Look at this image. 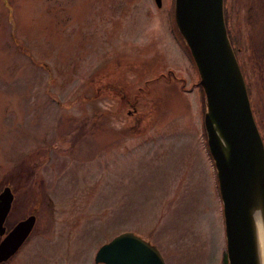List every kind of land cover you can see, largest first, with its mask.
I'll return each mask as SVG.
<instances>
[{"label":"rangeland","instance_id":"1","mask_svg":"<svg viewBox=\"0 0 264 264\" xmlns=\"http://www.w3.org/2000/svg\"><path fill=\"white\" fill-rule=\"evenodd\" d=\"M170 4L0 0V189L35 216L0 264H92L120 232L168 264H219L202 95Z\"/></svg>","mask_w":264,"mask_h":264},{"label":"water","instance_id":"2","mask_svg":"<svg viewBox=\"0 0 264 264\" xmlns=\"http://www.w3.org/2000/svg\"><path fill=\"white\" fill-rule=\"evenodd\" d=\"M153 2L160 6V0ZM222 6L223 0H171V18L202 94L201 123L221 206L226 263L258 264L253 215L257 210L264 234V148L227 40ZM10 201L9 188L3 187L0 235ZM33 222V215L26 216L0 239V262L14 254ZM92 264L163 262L154 246L131 232H121L99 245Z\"/></svg>","mask_w":264,"mask_h":264},{"label":"flooded vegetation","instance_id":"3","mask_svg":"<svg viewBox=\"0 0 264 264\" xmlns=\"http://www.w3.org/2000/svg\"><path fill=\"white\" fill-rule=\"evenodd\" d=\"M222 9L227 40L242 75L255 126L264 148V0H223ZM8 188L11 201L1 223L3 234L0 239L16 222L32 214L27 213L23 218L12 214L14 190L11 186ZM157 252L163 264L167 263L163 252ZM219 264H227L224 253L221 254Z\"/></svg>","mask_w":264,"mask_h":264},{"label":"bare ground","instance_id":"4","mask_svg":"<svg viewBox=\"0 0 264 264\" xmlns=\"http://www.w3.org/2000/svg\"><path fill=\"white\" fill-rule=\"evenodd\" d=\"M256 213L258 211L256 210ZM253 215L254 221V231L256 236V244H257V256H258V264H264V234L261 227V220L258 214Z\"/></svg>","mask_w":264,"mask_h":264},{"label":"trees","instance_id":"5","mask_svg":"<svg viewBox=\"0 0 264 264\" xmlns=\"http://www.w3.org/2000/svg\"><path fill=\"white\" fill-rule=\"evenodd\" d=\"M170 13H171V4H170ZM172 29H173L174 33L176 34L177 40L179 41V43H180L182 49L185 51V54L187 55L188 59L190 60V62H191V64H192V61H191L190 56H189V54H188V51H187L185 45L183 44V42H182L180 36L178 35L177 31H176L175 26H174V24H173V21H172ZM192 66H193V64H192ZM193 68H194V66H193ZM194 70H195V69H194ZM198 87H199V86H198ZM199 93H200V96H201L202 94H201V90H200V88H199Z\"/></svg>","mask_w":264,"mask_h":264}]
</instances>
